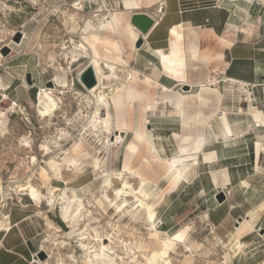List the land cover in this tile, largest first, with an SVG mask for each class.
Instances as JSON below:
<instances>
[{"label": "rangeland", "instance_id": "1", "mask_svg": "<svg viewBox=\"0 0 264 264\" xmlns=\"http://www.w3.org/2000/svg\"><path fill=\"white\" fill-rule=\"evenodd\" d=\"M177 1L152 2L132 12L158 19L160 25L156 29L162 35L157 44L162 45L160 49L165 53L169 52L172 27L169 25L177 20L172 14ZM200 1L220 12L227 13V9L234 14L233 20L224 16L220 38L228 41L227 45L236 43L242 59L211 73L216 78L215 88L228 101L229 108L221 116L233 136L231 141L224 142L218 125L208 124L205 133L212 144L198 154V163L190 177L170 187L164 177L151 184L154 195L145 202L160 195L156 198L154 221H150L145 209L136 208L138 202H134L136 197L131 188L125 189L121 183L126 180L137 189L139 178L134 172L146 164L142 158L149 159L145 145L134 140L133 134L136 124L142 121L139 106L144 101L131 103V116L124 114L120 120L111 103L110 96L115 91L112 89L124 82L127 88H135L157 102L146 113L142 127L152 135L151 142L159 159H163L177 153L173 137L174 132L181 134L180 117L175 112L177 102L183 94L191 95L200 87L186 90V84L181 81L174 90L158 87L152 94L140 73L135 75L134 83L128 81L126 75L132 69L128 62L127 68L120 71L118 67L115 74L104 69L107 75L104 91L108 94L111 116V132L106 134L103 124L106 108L99 105L96 109L95 95L86 91L88 88L82 81L88 68L92 74L94 71L90 57L77 45L90 31L77 33V30L78 24L83 26L86 21L99 25L112 11H119L124 23H130L132 13L122 8V0H0V228H3L0 229V264H36L38 259L41 264H88V254L99 250L101 243L106 246L110 264H149L146 259H152L161 250L159 241L183 229L184 239L175 242L168 254L172 264H264V222L247 224L244 208L238 205V199H243L244 207L253 208L258 196L255 191L264 193V130L248 112L251 102L254 112L260 110L264 119V69L258 68L261 72L258 83L247 87L250 93L245 92L244 96L237 93L238 83L233 84V93L226 96L225 81L232 74L250 78L257 66L249 63V59L264 60V0ZM161 2L165 7L162 13H157ZM75 3L80 9H75ZM215 21L218 23L219 16ZM124 23L119 29L120 37L113 32L97 35L109 41L119 38L125 51L129 46L133 49L135 41L126 34ZM146 40L149 43L140 50V55L154 52V65L160 69L157 49L150 39ZM97 48L101 54L105 53L102 45ZM124 57L128 59L127 53ZM198 74V71L193 73L196 77ZM44 89L55 98L51 115L40 112L39 94ZM198 107L195 100L187 99L188 113H195ZM129 117L132 126L125 129L124 121ZM92 121H96L99 131L91 127ZM258 140L262 144L260 151L256 147ZM78 143L82 147L74 152ZM65 157L75 158L78 167L72 169ZM94 158L98 159V166L94 165ZM52 159L62 165L60 175H53L49 169L48 162ZM125 165H132L134 172H122L121 178H117ZM41 168L51 176L48 186L39 176ZM157 169L160 175L162 171ZM223 169L230 182L223 186L219 180L216 185L212 171ZM251 175L254 179L244 182ZM108 179L112 190L108 188L106 192ZM238 179L244 185L237 197L231 189L239 183ZM28 181L39 188L40 202L26 190ZM114 189L125 190L121 192L122 200L115 198ZM73 193L81 198L83 209L76 221L67 222L62 214L63 197H71ZM249 193L254 197L250 198ZM233 227L239 233L240 247L235 239L224 237ZM153 228L157 235L152 234ZM226 253L230 254L229 259ZM94 254L92 264L103 261L108 264L107 259L102 261L100 253Z\"/></svg>", "mask_w": 264, "mask_h": 264}, {"label": "bare ground", "instance_id": "2", "mask_svg": "<svg viewBox=\"0 0 264 264\" xmlns=\"http://www.w3.org/2000/svg\"><path fill=\"white\" fill-rule=\"evenodd\" d=\"M158 1H161V0H122L121 6L124 10H127L128 12L132 13L134 12V10H137L142 5L149 6L152 2L157 3ZM74 5H75V9H80V7L78 6V3H75ZM103 16L105 15L103 14ZM123 23H124V20L122 19L120 12L112 11V13H110L109 16H107L104 20L100 21L99 25L93 26L90 23V21H86L83 26H79L78 24V30H77V33H89L90 31V34L88 36H85V35L83 36V39L81 40L80 44H78L77 46L79 47V49L84 50L85 55L90 57V66L91 65L93 66V71H94L93 75L97 81L92 87L86 89V91L90 94L93 93L95 95L94 103L96 104V109L99 107V105H103L106 108L107 117L103 118L104 119L103 124L105 127L104 133L106 134L111 132V128L109 124V116H110L109 105L110 103L108 99V94L105 93L104 91L107 88L104 82V79H106L107 77V75H105L104 73V69H108L110 72H112V74L116 73V69L118 67L120 71H123L124 68H127L128 59L124 57L125 56L124 46L122 45V42L119 40V38L116 41H109L108 39H104V38L100 39V37L97 34L98 32H108V33L113 32V33H116L118 37H120L119 29L122 27ZM158 24H159V21L157 18H155L153 26H157ZM123 27H125L126 34L130 36L132 42L136 41L139 36L140 37L145 36V34H141L137 28H135L131 23H129V21H126V24L124 23ZM172 31L174 32L175 28H173ZM222 41L225 44H229V42L226 41L225 39H222ZM98 45L103 46L104 52H105L104 54H101V52L98 50L97 48ZM133 45L134 43H132V47ZM135 48L136 47L134 45L133 49L136 50ZM91 50H92V54H91ZM157 54H158L159 60L162 63L163 68L166 71L178 72L182 74L181 75L182 78L185 76L187 80L182 79L181 81L184 82V84L186 85H191V83L189 82V75L187 71V67L189 66V63L191 60V57L189 56V54L182 52L180 48L176 46L174 43L171 44L169 53L158 51ZM205 61L206 59L203 58V59H199L197 62H199V64H205ZM175 67L178 69H175ZM130 70L128 71L126 76H129L128 81H131V83H134L136 80L135 75L138 74V72L133 69H130ZM206 78H207L208 83L200 84L199 85L200 88H198L191 95L187 96L183 94L181 98L179 99V101L177 102L175 106V112L180 117V125H181V134L177 132L173 133V137L177 143V153L170 158H163V159L162 158L159 159L160 157L159 153L151 142L152 135L149 133L147 129L142 127V124L145 123L144 120H145L146 113L157 102L153 101L150 95L143 96L139 92V90H136L135 88H132V87L127 88L124 82L121 83L122 84L121 86H117L115 89H112L115 91L112 93V96H110V99H111V103L114 106V110L116 111V114L118 115L119 119L122 118L124 114H126L127 117L131 116V111H132L131 103H133L135 100L144 101L139 106V112L142 116V119H141L142 121H140L138 125L136 124L135 129L133 130V134H134V140L137 139L140 145L141 144L145 145L146 151L149 155V159L142 158L146 164L142 167L140 171L135 170L134 172L132 171V168H133L132 165H125L123 170L118 173L117 178L119 179L121 178L122 172H129V174L134 172L135 175L139 178L140 186L137 189L134 187L132 188L129 182L126 180L122 181L121 183L125 186V189L131 188L130 190L135 194V197H136L134 202H138L136 205V208L141 207L145 209L146 217L150 221H154L156 198L159 197L160 195V194L159 195L157 194V196H154L152 198V201L145 202L146 198H149L150 196L154 195L152 193L153 191L152 185H155L156 179L160 177L165 178V180L167 181V185L169 187L174 184L179 183L181 180H185L190 177L191 172L194 169V166L197 165L198 163V154L202 153L205 147H208L212 144V141L210 140L208 135H206L205 133L206 128L208 127V124H210L211 122H215L218 125V130L221 135V139L224 140V142H229L232 140L231 134L229 130L226 128V126L224 125V123L222 122V116H221V113L222 114L226 113L227 108H229L228 101L227 99H225V96L220 91H218L217 88H215L214 85L216 84V80H215L216 78L212 76H206ZM225 81L227 82L226 96H230L233 93V90H234L233 84H236V81L232 78H225ZM144 83L146 85H149L150 88H155L151 86L152 84H155V85L160 86L162 89H165L163 86L159 85L156 81L151 79L149 76H145ZM236 90H237V93L239 92L241 96H244L243 94L244 91H242L243 90L242 88L237 87ZM187 99L195 100V102L198 103L199 107L195 113H188L186 111L185 106L187 104ZM223 105H224V108H222ZM39 106H40V112L42 114L50 113L51 115L53 113V109L56 106V102H55V98L53 97L51 91L49 90L46 91L44 89L42 92H40ZM203 109L208 110V113H204ZM91 124H92L91 127L94 130L99 131L96 129L98 126L96 121H92ZM124 124H125V129L131 128L132 119L129 117L126 122L124 121ZM259 141L260 140H258V142L256 143V147L260 151L262 144ZM132 145L133 143L131 142L129 144V148H131ZM81 147H82V144L78 143L76 144L73 151L76 152ZM48 154L49 153H46V155ZM64 160L68 163L69 166H72V169H75L79 165L77 161L75 160V158L65 157ZM98 164H99L98 159L94 158V165L98 166ZM61 166L62 165L58 163L57 161H55L54 159L48 162V167L53 173V175L61 174L62 172ZM157 168H159L160 171H162L160 175H157V172L159 171ZM41 169L42 170H40L39 176L42 179V182L47 184L48 186L51 183V180H50L51 176L49 177L48 175L49 173H47L43 168ZM79 170L80 169H78V171ZM211 177L213 179V182L216 185L219 184L218 182L219 180H221L220 183L223 186L226 184H229L230 182L229 177L226 175L225 169L218 170V171H212ZM250 178H253V177H250ZM105 185H106L105 186L106 192H108V188L112 190L111 189L112 187L111 179L110 180L108 179L107 184ZM26 187H27L26 190L29 191L30 196L34 198L37 203L40 202L39 201L40 200L39 188L37 189L34 183H32V181H28V184ZM114 191H115V198L117 200H122L123 196L121 192L123 190L114 189ZM63 198H65L64 205L62 208L63 217L67 220V222L76 221L77 217L81 215L82 209H83V203L80 201L81 198L79 199L77 195L74 193L71 197H63ZM123 200H124V204H128V201L126 199H123ZM240 204L242 205V202ZM116 207H119V204H116ZM243 208L245 211V218H246L244 219V221L247 224L252 225L258 219L260 211L263 210L264 202L256 206L255 208H247L244 206ZM233 228L234 230L228 231L224 237L227 240L235 239L236 244L238 245V247H240V243L237 240L238 239L237 230L235 227ZM0 229H3V228H0ZM153 230L155 231L152 234L157 235L156 229L153 228ZM185 232L186 230L183 229V230L176 232L173 237L167 236L163 240H160V241L158 240L161 243V250L158 252H155L154 253L155 256H152V259H149V258L146 259L149 262V264H172L171 261L169 260V255H168L169 251L172 249V246L174 245L175 242H181L184 239ZM177 236L181 237V239H176ZM105 248L106 246H104V243H101V248L99 250H94L90 254H88L89 256H87L86 258L87 263L92 264V260L95 257L94 255H96L94 253L98 252L101 255L100 257L102 261L104 259H107L108 264H110L109 261L111 260V258L106 253ZM225 256L226 258L229 259L230 254L226 253ZM35 263L41 264L42 261L38 259L35 261ZM103 264H106L105 261H103Z\"/></svg>", "mask_w": 264, "mask_h": 264}, {"label": "crops", "instance_id": "3", "mask_svg": "<svg viewBox=\"0 0 264 264\" xmlns=\"http://www.w3.org/2000/svg\"><path fill=\"white\" fill-rule=\"evenodd\" d=\"M183 1L184 0H179L175 2L176 8L173 9L172 11V14L176 15L177 20L169 25V27L170 26L172 27L169 30L168 50H170L171 44L174 43L176 46L180 48L182 52L189 54V56L191 57L189 66L187 67L189 82L191 83L189 87L191 89L192 87L199 86L200 84L208 83L206 76H212L211 73L216 72L217 70L222 69L225 66L234 64L235 62H237L242 58L239 57L238 45L236 43L227 45L224 44V42L222 41L223 38H220L223 33L221 23L224 22L223 19L224 16L226 15L225 17L226 20H230V19L233 20L234 14H231V11L226 9L227 13L222 11L220 12L219 10H217L212 6L202 4L204 2L203 1L201 2L200 0H192L189 2H185V1L183 2ZM218 16H219V21L218 23H216L215 18H217ZM174 24H178V25H174ZM159 25L160 22L157 26L151 27L149 32L145 34L144 42L139 48H135L136 50H134L131 48V46H129L128 50L125 51V53H127L129 66L133 70L140 73L141 76H143L144 78L145 76H149L159 85L163 86L166 90L167 89L174 90L176 87H178L181 84L182 74L178 72L166 71L163 68L160 60H159L160 62V69H159L156 65H154V52L148 53V55L146 56L140 55V50H142V48L145 47V44L148 45L149 43L148 40L146 39L151 40V44L155 49H157L156 53L158 51L165 52L163 49H160L162 45L157 44L158 42H160L161 40L160 37L162 35V33L160 35L159 30L157 31L156 29V27H158ZM173 28H175L174 32L172 31ZM184 39L186 40V44L184 42ZM203 58L206 59L205 64H199V62L197 61ZM252 62L257 67L254 68L255 74L253 73V75L250 76V78H241L235 76L234 74L230 75L229 77L227 76L225 77V78L234 79L236 83H238V87L243 89L242 90L244 91L243 94H245V92L246 94L247 93L249 94L250 91L248 92L247 87L258 83V80L261 76L260 74L261 72L257 71L259 70L258 68L264 69L263 59L258 57H255L253 60L249 59V63ZM175 69L178 68L175 67ZM196 71H198L199 73L197 77L193 75V73H195ZM151 86L155 87L149 89L152 94H154L155 90L158 89V87H160L155 84H152ZM253 92L255 91L253 90ZM249 109L250 111L248 112L252 113L254 122H260L263 125L262 130H264V119H262L261 116L262 112L259 109H258L259 111L254 112L253 105L251 104V102L249 103ZM232 136L233 135L231 134V138ZM251 176H249L246 180H244V182L245 181L249 182L252 179H254V178H250ZM238 181L239 183L234 185V187L231 189V191L234 190L232 192L233 195L237 194L236 195L237 197L240 194V187L243 184L242 180L238 179ZM231 184L233 185L234 183ZM255 193L258 196L256 197V200L253 203L254 204L253 208L264 202V193L263 195H262V191L261 192L255 191ZM249 195L250 198L254 197L250 193ZM249 195L247 197H249ZM241 202L242 205L240 204ZM238 205L239 207L245 206V202L243 201V199L242 200L238 199ZM260 220L264 222V208L262 211H260L259 217L255 223H257ZM238 235L239 233L237 231V237ZM237 240L239 241V238ZM5 257L7 258V260L11 259V256H5ZM241 261L245 262L244 259H241Z\"/></svg>", "mask_w": 264, "mask_h": 264}, {"label": "water", "instance_id": "4", "mask_svg": "<svg viewBox=\"0 0 264 264\" xmlns=\"http://www.w3.org/2000/svg\"><path fill=\"white\" fill-rule=\"evenodd\" d=\"M130 23L135 28H137L141 34H147L149 30L151 29V27L153 26L154 19L146 13L135 12V13H132L130 16ZM142 42H143V38L138 37L134 43L135 47L139 48ZM82 81L87 88L92 87L96 83V80L90 68H88L87 74L83 76ZM185 87H186L185 89L187 90L188 89L187 87L189 86L186 85ZM220 201H222V198L219 200V202Z\"/></svg>", "mask_w": 264, "mask_h": 264}, {"label": "built area", "instance_id": "5", "mask_svg": "<svg viewBox=\"0 0 264 264\" xmlns=\"http://www.w3.org/2000/svg\"><path fill=\"white\" fill-rule=\"evenodd\" d=\"M164 7H165L164 2L159 3V4H158V7H157V13H162ZM148 15H149V14H148ZM149 16H151V15H149ZM151 17H152V16H151ZM152 18H153V17H152ZM153 19H154V18H153Z\"/></svg>", "mask_w": 264, "mask_h": 264}, {"label": "snow or ice", "instance_id": "6", "mask_svg": "<svg viewBox=\"0 0 264 264\" xmlns=\"http://www.w3.org/2000/svg\"><path fill=\"white\" fill-rule=\"evenodd\" d=\"M176 239H181V237L177 236Z\"/></svg>", "mask_w": 264, "mask_h": 264}]
</instances>
